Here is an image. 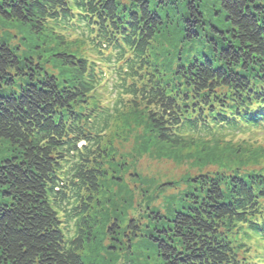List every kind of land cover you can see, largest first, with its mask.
<instances>
[{
  "label": "trees",
  "instance_id": "16d2710c",
  "mask_svg": "<svg viewBox=\"0 0 264 264\" xmlns=\"http://www.w3.org/2000/svg\"><path fill=\"white\" fill-rule=\"evenodd\" d=\"M0 17L33 38L75 35L92 55L53 52L60 76L0 39V141L12 148L0 159V264H87L105 140L127 107L144 105L163 146L264 131V0H0ZM110 68L117 97L104 103ZM190 181L173 211L149 213L144 232L133 224L135 238L161 264H261L250 243L264 244V174Z\"/></svg>",
  "mask_w": 264,
  "mask_h": 264
},
{
  "label": "rangeland",
  "instance_id": "374dc122",
  "mask_svg": "<svg viewBox=\"0 0 264 264\" xmlns=\"http://www.w3.org/2000/svg\"><path fill=\"white\" fill-rule=\"evenodd\" d=\"M174 37L175 33L167 32L159 37L158 55L160 59L165 58V67L175 60L172 55L176 50L170 49ZM0 39L18 48L21 55L37 59L41 54L49 70L60 76L62 73L54 62L53 52L65 49L92 58L88 45L75 35L66 36L64 44L57 42L55 35L49 32L33 38L18 22L1 17ZM112 69H106L104 103L117 97L116 78L110 73ZM149 128L143 105L124 109L107 133L105 177L96 197L93 239L85 245L83 252L87 264H161L153 243L146 241L144 236L135 238L133 224L144 232L149 213L154 216L152 211L155 209L165 213L168 206L173 211L178 200L191 191L190 178L201 172L254 170L264 174V131L236 134L219 143L208 141L176 148L152 141L154 135ZM10 154L11 146L0 141V159ZM168 154L174 155L173 159ZM250 244L252 256L264 264V244Z\"/></svg>",
  "mask_w": 264,
  "mask_h": 264
}]
</instances>
